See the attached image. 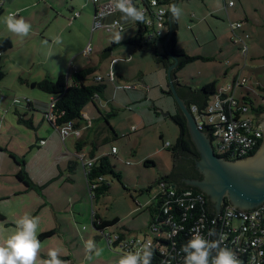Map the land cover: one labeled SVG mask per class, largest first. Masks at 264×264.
I'll return each instance as SVG.
<instances>
[{
  "label": "rangeland",
  "instance_id": "rangeland-1",
  "mask_svg": "<svg viewBox=\"0 0 264 264\" xmlns=\"http://www.w3.org/2000/svg\"><path fill=\"white\" fill-rule=\"evenodd\" d=\"M234 1L238 12L230 11L231 20L241 22L242 19V27L248 28L249 36L245 40L250 51L246 65L238 46L230 40L234 33L223 9L224 0H178L176 5L181 14L176 19V48L189 56L208 59L187 64L177 71L176 77L179 84L189 83L198 88L218 78L220 86L224 87L241 71L239 76L247 81L243 88L236 89L235 95L241 99L248 89L252 106L258 108L264 106V0H245L244 9L238 0ZM162 6L169 9V2ZM209 6H220V10L211 13ZM195 11L205 17L195 18ZM89 20V16L76 19L62 35L61 41L67 43L60 42L63 50H68V43L72 50H80L92 38L95 51L89 62L101 63L95 74L100 75L101 83L106 85L104 97L94 99L84 107L82 117L85 118L86 112L93 125L82 132L81 151L75 149L73 136L63 143L57 129L46 120L51 95L22 85L20 79L26 80L28 71L18 70L13 63L9 68L3 67L6 76L0 82V96L1 91L5 92V99H0V147L4 149L0 151V215L3 216L0 217V244L12 234L16 221L24 215L39 217L37 235L49 231L54 234L40 241L36 264H43L51 249L59 250V258L67 264H118L121 252L108 248L104 234L92 225L93 213L104 219H119L109 230L123 228L130 234L149 232L151 216L147 207L154 203L158 181L170 175L174 167L171 148L177 142L179 128L172 117L177 107L174 97L166 93L169 88L164 63L156 60L152 48L139 49L130 44L137 33L135 21L121 18L123 31L107 33L96 29L90 34ZM161 30L167 33L166 28ZM246 32L239 28L235 34ZM117 33L122 39L113 46L109 59L103 61L101 56ZM149 43L155 45L158 55L163 54L159 37L150 39ZM16 51L17 48L5 56L7 62L11 59V62L29 67L30 58H16ZM115 57L121 61L112 66L115 81L111 82L106 76L107 67L110 59ZM36 60H40L39 57ZM70 60L52 54L47 62L51 75L47 76L55 80L60 73L69 74L72 71L68 67ZM233 63L235 65L231 66ZM40 69L34 68V71ZM225 73L226 77L223 76ZM122 84L136 85V88L124 89ZM27 91L30 92L27 94ZM15 99L21 104L13 103ZM27 100L34 102L36 107L28 108ZM105 115L116 136L106 124ZM20 116L33 117L32 127L19 124ZM87 123L84 122V126ZM105 137L107 140L102 142ZM41 140L44 145L39 144ZM167 143L170 147H165ZM113 147L117 149L116 154L110 152ZM214 147L220 154L216 144ZM91 151L97 156L95 159L108 155L114 167V174L104 177L109 190L94 200L85 178V162L79 158L84 154L86 161L94 163L95 159L89 156ZM12 155L24 166L18 165ZM147 161L153 164L145 165ZM20 170L33 180L30 187L17 178ZM89 240L102 250L99 256L92 253L90 259L85 251V243Z\"/></svg>",
  "mask_w": 264,
  "mask_h": 264
},
{
  "label": "built area",
  "instance_id": "built-area-1",
  "mask_svg": "<svg viewBox=\"0 0 264 264\" xmlns=\"http://www.w3.org/2000/svg\"><path fill=\"white\" fill-rule=\"evenodd\" d=\"M92 1L95 5L98 4L93 18L92 31L103 29L110 33L112 30H124L117 19L109 25L103 22L104 18L118 13L114 10L110 0ZM133 1L138 5V9L144 12V20L149 30L146 38L153 39L163 34L161 28L164 26L168 11L162 6L163 0H155V3L153 0ZM227 5L231 7L234 2L231 1ZM79 15V12H74L73 18ZM230 26L234 33L233 42L238 46L246 65L249 47L245 39L249 35L235 34L237 29L242 28V22L230 23ZM91 52L92 48L89 44L83 54L87 56ZM240 73L241 71L234 74L228 85L217 88L202 115L198 113L195 106H192L190 110L198 128L208 133L213 147L216 144L220 153L218 155L233 160L249 155L250 152L260 147L263 140V132L252 115L255 107L252 106L248 89L241 99L235 95L236 89L243 88L247 81L246 78L239 76ZM107 79L111 82L115 81L111 71ZM95 81L102 82L103 78L96 77ZM122 87L135 89L136 85L124 84ZM20 102L15 99L13 103L19 104ZM53 107L54 103L51 100L47 113L49 121H54ZM59 133L63 142L71 135L76 139L80 137V129H74L71 124L60 127ZM41 144H44V141H41ZM165 147H170V144L167 143ZM215 152L218 153L216 149ZM116 153L117 149L113 147L112 154ZM79 158L85 162L84 167L88 168L93 165L92 160L86 161L84 154L79 155ZM104 179V177H99L93 183H89L90 192ZM156 186L158 192L154 202L159 203L158 211L150 218L147 227L149 232L130 234L119 228L113 230H109L112 227L106 228L100 232L104 234L109 249L119 250L123 256L128 252H135L148 246L153 253L151 264H183L181 248L192 237L193 229H195L205 239H220V247L230 250L239 264H264V203L252 211H240L226 203L214 220L208 200L200 193L175 190L176 187L167 181H159ZM94 218L95 214L92 222ZM210 231L215 234L210 236Z\"/></svg>",
  "mask_w": 264,
  "mask_h": 264
},
{
  "label": "trees",
  "instance_id": "trees-1",
  "mask_svg": "<svg viewBox=\"0 0 264 264\" xmlns=\"http://www.w3.org/2000/svg\"><path fill=\"white\" fill-rule=\"evenodd\" d=\"M169 2V5L174 3V0H163V3ZM133 5H135L138 8V5L132 0ZM167 18V17H166ZM172 25V35L167 43L165 45V39L167 37V33H163L161 35H158L159 39H161L162 47H163V54L158 55L156 53L155 45H150L149 41H147L146 36L148 35L149 30L146 26L145 20L140 22H135V26L137 27V33L133 41H130L131 44L139 47V48H152V50H155V57L156 60L159 62L164 63L165 69L167 71L168 67L173 63L172 59L170 58V55L178 58V64L175 70L172 71L173 74V80L174 84L176 85V90L178 95L184 99L186 102L189 110H191L192 106H195L197 108V111L200 115H202L207 105L210 103L212 97L215 95L216 90L218 88V83L216 80H212L209 84H206L203 88L193 89L189 83L185 84H179L177 81L176 73L178 70L185 67L187 64L194 62L197 59H206L202 57H194L189 56L185 51L178 50L176 48V30H177V21L176 19L174 21H171ZM164 26L169 27L168 18L164 23ZM145 38V43L142 44V40ZM233 42V39H231ZM115 41L112 40L111 47L108 49L109 51H112V47L115 46ZM12 48V44L10 40L4 39L0 41V82L5 78L6 73L3 70V66L1 64V56L10 50ZM96 72L95 66H89L82 70H79L74 73L72 80L69 81L68 77L65 75H59L55 80L45 78L43 80L33 82L31 83V86L41 90L42 92H45L52 97V101L54 103V107L52 109V114L54 116V121H49L47 119V113H45L46 120L55 128L62 127L68 124H71L74 129H79L83 126L84 119L82 117V113L84 110V107L89 103L94 101L95 97L103 98L104 91L106 88V85L95 81V78L93 81L88 82V79L90 77H93ZM21 83L24 81L21 80ZM168 91L167 94L172 96L169 83H168ZM175 100V99H174ZM176 103V101H175ZM27 104H30L29 101H27ZM177 112L172 117V120L175 122V124L179 128V135L177 138V142L175 146L171 148V155L174 161V167L173 171L170 175L162 177L159 181H167L170 183V185L176 187V189H192L194 191L199 190L187 187L184 183H177L176 182V176L179 174V164L182 162L180 158H189L192 162L195 163L197 159H199V154L193 144V142L190 139L189 131L186 125V119L182 112L179 110L177 104ZM254 109V108H253ZM257 109V108H256ZM105 122L108 125V127L112 130L113 134L116 136L115 131L113 130V127L111 126L108 116H104ZM18 123L27 125L29 127H32V118L31 119H25L22 116L18 118ZM76 150L81 151L83 148V141L79 139L76 142ZM95 148V147H94ZM4 149L0 147V151H3ZM256 150L249 153V155L244 156L243 158L252 156L255 154ZM92 159H95V153L93 151L90 152L89 155ZM226 159H230L229 157L224 156ZM11 158L17 162L18 165L24 166V163L18 162L17 158L12 155ZM233 160V159H232ZM153 164L149 161L145 163V165ZM85 172V178L88 183H93L96 181L99 177H105V175H111L114 174V167L112 166L109 156L104 155L99 158H96L93 165L91 167H84ZM17 178L22 181L27 187H30L32 180L27 176H25L24 171L20 170L17 174ZM158 181V182H159ZM109 190V184L104 179V181L100 182L95 189H91V197L92 200L98 199L100 196H104L107 191ZM150 190V188H149ZM159 203L154 202L150 207H147L150 211V218L154 216L155 213H157V205ZM208 205L210 210L214 209L212 204L210 203L208 199ZM0 217L3 218V216L0 215ZM118 224V219L113 220H105L102 218H99L97 215H95V218L92 222V225L96 230L103 231L106 228L113 227ZM54 234V231L44 232L38 236L39 241L43 240L44 238H47L49 236H52Z\"/></svg>",
  "mask_w": 264,
  "mask_h": 264
},
{
  "label": "crops",
  "instance_id": "crops-1",
  "mask_svg": "<svg viewBox=\"0 0 264 264\" xmlns=\"http://www.w3.org/2000/svg\"><path fill=\"white\" fill-rule=\"evenodd\" d=\"M231 1L234 2V5L230 7L227 4ZM238 1H239L241 8L244 9V7H246L245 0H238ZM236 4L237 3L234 0H224L223 9L226 13L227 19L230 20V23L235 22V21L233 22V20H231L230 11H232V13L238 12ZM97 5H95L92 0H0V41L4 40V39L10 40V42L12 44V48L8 51V53L13 51V50H16V48H17L16 52H18V54H17V56H15L16 58H21V57L30 58V61H29L30 64H29V67H27L24 64L20 65V64L11 62L12 61L11 59H9L10 61L7 62V58L5 56H7L8 53L5 54L6 53L5 52L1 56L2 66L5 67V65H7V67L9 68V67H11V63H13L14 66H16L18 68V70L28 71L26 74L28 77L25 78L26 80H23L24 82L22 83V85L31 89V90L34 89V87L31 86V83L43 80L45 78L52 79L51 78L52 76L51 77L47 76V75H51V70H49L48 69L49 67H47L50 63H47V62H49L52 54H55L57 56V58L62 57L65 60L71 59L70 62L68 63V67L70 68V70L72 69V71L69 74H63V73L59 74V75H65L66 77H68L69 81L72 80L74 73L79 71V70H82V69L89 67V66L100 67L101 63L98 61L93 63V64L91 62H89V59L91 58L93 52L95 51L94 47L92 46V43H91L92 38L89 39L86 46H81L80 50H77V49L72 50L69 43L66 45V48L68 49L67 51L65 49L63 50V47L60 46V42H63L64 45L67 43V42L61 41L62 35L65 33V31L68 32V30L70 29V26L75 22L76 19H83L84 17L89 16L90 17V20H89L90 21V23H89L90 34L92 33L93 18H94V14H95ZM226 7H227V9H226ZM208 8L211 11V13H213L214 10H220V6H217V7L209 6ZM66 11H68V13ZM74 12H79L80 13L79 17L73 18ZM196 12L197 11H195V15H196L195 18L201 19L202 17H205V16H202L201 14L197 15ZM220 12L221 11H219V13ZM10 13H15L17 19L22 17L27 23H29L31 25V31H30L28 36L21 38V37L15 36L14 34L10 33L7 30L6 25L3 22V20ZM245 16H246V14H245ZM232 18H233V16H232ZM246 18H248V17L246 16ZM114 19H117L120 22L121 13L119 11L117 14H115L113 16H108V17L104 18L103 22L105 25H109V24H111V22ZM166 20H167V18H166ZM240 21L242 22L243 20L240 19ZM162 28H166L167 32H168V29H169L168 26H163ZM230 29H231V26H230ZM242 29H243V32L244 31L246 32V30H248V28H246V27L245 28L242 27ZM101 30H103V29H101ZM232 33H233V31H232ZM57 37L60 38V42L58 44L56 42ZM231 39H232V36H231L230 40ZM146 40L150 41V39H148V38ZM113 41H115V39H113ZM231 42H232V40H231ZM115 43L117 44L116 41H115ZM232 43L234 44V42H232ZM89 44L92 48V52L86 56L83 54V52L85 50V47H87ZM57 47H59V48H57ZM110 47H111V45L108 46L105 51H107ZM100 49L97 50L98 53L100 52ZM153 51L155 52V50H153ZM220 53L222 54V52H220ZM103 54L101 56L103 61H105L106 59H109L110 56L108 58H104ZM11 55H14V54L12 53ZM36 57H39L40 60L37 61ZM202 58L208 59L207 57H202ZM120 61H121V59L117 58V57L110 59V62L108 63V67H107V69H108L107 75L110 71L112 72V68H113L112 66L114 65V63L115 62L117 63ZM25 63H26V61H25ZM234 65H235V63H233L231 66H234ZM34 68H41V69L39 71L35 72ZM50 69H51V67H50ZM41 74L43 75L42 78H40ZM99 76L100 75L95 74L93 77H90L88 79V82L93 81L94 78L99 77ZM223 76L226 77L227 73H225ZM4 79L2 81H4ZM37 79H39V80H37ZM212 80H216L218 83V87H221L219 84L218 78H214ZM177 81L179 82V78H177ZM183 84H185V83H183ZM122 85H124V84H122ZM140 86H141V89H144L143 84H141ZM192 88L198 89V86L192 87ZM4 90H6V89H4ZM1 92H2V95L0 96L1 97L0 99H5V97L3 96L5 92L4 91H1ZM28 92H30V91H27L26 93L28 94ZM97 98L98 97H96L95 99H97ZM51 100H52V97H51ZM27 101L30 102V104L27 105L28 108L36 107L34 102H32L31 100H27ZM19 104H21V102ZM46 113H48V110L46 111ZM84 117H85L84 119H86V121L88 122L87 124H90V125L84 126V122H86V121L83 122V126L81 128H79L80 129V137L77 139L75 138L76 139L75 142H77L79 139L82 140V132L93 125V124L91 125V119L89 118V116L86 112H84ZM32 120H34L33 117H32ZM55 129H57V131L59 133L60 127L55 128ZM71 136H73V135H71ZM72 138H74V136ZM66 139L63 143L66 142ZM105 140H107V137H105L102 142H104ZM41 141H44V140H41ZM41 141L39 144L44 145V144H41ZM75 147H76V145H75ZM93 150H94V148H93ZM110 152L112 153V150ZM89 154H90V152H89ZM95 157H97V156H95ZM94 214L97 215L99 218H102L98 214L93 213V215ZM93 215H92V217H93ZM92 217H91V221H92ZM102 219H104V218H102ZM114 219H116V218H114ZM105 220H109V219H105ZM118 221H119V219H118ZM42 233H44V232H42Z\"/></svg>",
  "mask_w": 264,
  "mask_h": 264
},
{
  "label": "water",
  "instance_id": "water-1",
  "mask_svg": "<svg viewBox=\"0 0 264 264\" xmlns=\"http://www.w3.org/2000/svg\"><path fill=\"white\" fill-rule=\"evenodd\" d=\"M178 0H174L176 4ZM169 29L165 39L167 45L172 35L171 13L167 11ZM111 51L103 54L104 58L110 56ZM173 63L167 69V80L179 110L186 119L190 139L193 142L199 159L195 161V168L202 175L199 180L183 179L182 183L192 189H180V191H194L209 199L214 209H211L214 220L221 211L222 206L229 203L240 211H252L264 203V137L255 154L246 158L235 160L219 156L212 145L207 132L198 128L194 115L190 112L186 102L176 90L172 71L176 69L178 58L170 55ZM258 127L262 125L256 120ZM264 136V135H263ZM178 190V189H175Z\"/></svg>",
  "mask_w": 264,
  "mask_h": 264
},
{
  "label": "clouds",
  "instance_id": "clouds-1",
  "mask_svg": "<svg viewBox=\"0 0 264 264\" xmlns=\"http://www.w3.org/2000/svg\"><path fill=\"white\" fill-rule=\"evenodd\" d=\"M110 2L114 10L122 14L123 20L140 23L144 21V12L133 5L132 0H110ZM169 12L172 21L178 19L181 14L180 8L175 3L169 5ZM3 22L10 33L21 38L28 36L31 31V25L22 17L17 19L15 13L7 15ZM121 39L122 37L117 33L115 41L120 42ZM56 42H60L59 37L56 38ZM38 226L39 217L24 215L16 221L12 234L0 244V264H36L41 249L37 235ZM214 234L212 231L209 232L210 236ZM220 243V239H205L199 231L193 229L192 237L181 248L183 264H239L234 254L227 248H221ZM85 251L89 254L87 258L90 259L92 253L99 256L102 250L96 247L94 241L89 240L85 243ZM152 255L151 248L144 246L138 251L123 255L118 264H151ZM59 256V250L51 249L48 251V259L43 261V264H67Z\"/></svg>",
  "mask_w": 264,
  "mask_h": 264
},
{
  "label": "flooded vegetation",
  "instance_id": "flooded-vegetation-1",
  "mask_svg": "<svg viewBox=\"0 0 264 264\" xmlns=\"http://www.w3.org/2000/svg\"><path fill=\"white\" fill-rule=\"evenodd\" d=\"M252 115L256 118L258 123L262 126V132L264 135V106L254 108ZM264 137V136H263ZM182 162L179 164V174L176 176V182L181 183L183 179H192L199 180L202 178V175L195 168V163L192 162L189 158H180ZM232 160V159H230Z\"/></svg>",
  "mask_w": 264,
  "mask_h": 264
}]
</instances>
